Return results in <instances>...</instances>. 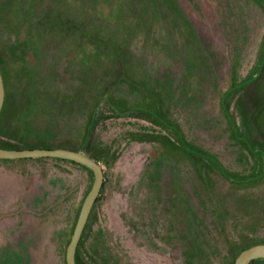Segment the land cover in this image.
<instances>
[{"label":"rangeland","instance_id":"374dc122","mask_svg":"<svg viewBox=\"0 0 264 264\" xmlns=\"http://www.w3.org/2000/svg\"><path fill=\"white\" fill-rule=\"evenodd\" d=\"M159 1L0 0V141L80 149L103 167L86 264H232L264 243V0H205L194 18ZM150 112L245 180L189 156ZM91 117L102 148L84 144ZM6 165L55 180L54 210L32 218L59 264L92 175L51 159Z\"/></svg>","mask_w":264,"mask_h":264},{"label":"flooded vegetation","instance_id":"af4514ba","mask_svg":"<svg viewBox=\"0 0 264 264\" xmlns=\"http://www.w3.org/2000/svg\"><path fill=\"white\" fill-rule=\"evenodd\" d=\"M4 102H5V97H4ZM4 102H3V106H4ZM3 106L0 112V116L3 110ZM0 144L3 143L0 141ZM0 147L2 146L0 145ZM18 147L15 148L17 149ZM25 148H56V147L53 146L52 147H43V146L20 147V149H25ZM62 148H66V147H62ZM69 149H73V148H69ZM53 158L55 157L0 158V264H55L54 250L50 251L49 247L42 246V242H43L42 230H46L48 228L46 226V222L40 220L39 218L37 220L32 218L33 213L38 215L49 212V209L54 210L55 205L53 203H48L49 202L48 195L49 192L51 191V187L54 185L53 182L55 180L49 179L47 181H43L38 178H34L31 180L30 183L26 178L21 177L15 171H13L12 167L10 166L7 167L6 165V163L10 161H17V160L24 161V160L51 159V160L67 162L76 166H80L83 169H85L86 172H89L86 169L87 168L86 166L77 163L75 161L68 159L60 160L62 158L59 159H53ZM83 166L86 168H84ZM92 177H93V173H92ZM33 186L37 188V189L34 188L35 194H33L32 191H30L31 187ZM86 192L85 194H87ZM85 196H83L82 199H84ZM95 203L96 200L94 202V205ZM78 210H80L79 207L78 209H76L74 213V220L70 225L71 229L69 232L68 239L66 240L64 245L61 244L59 246L58 249V253L60 252V255L58 256L59 264H67L66 247L69 243V240L71 238L76 223ZM88 219L79 239V241L82 239L81 244L83 243L84 233L87 229ZM48 243L49 242L47 241L46 245H48ZM63 246H64V250H63ZM79 251L81 254V246H79ZM75 254H76V250H75ZM75 254H74V258H75ZM75 262L76 264H78L76 258H75ZM259 263H264V260L262 261V260L253 259L250 262H248V264H259Z\"/></svg>","mask_w":264,"mask_h":264},{"label":"water","instance_id":"95a60500","mask_svg":"<svg viewBox=\"0 0 264 264\" xmlns=\"http://www.w3.org/2000/svg\"><path fill=\"white\" fill-rule=\"evenodd\" d=\"M5 97L4 79L0 72V112ZM37 157H55L75 161L89 168L93 173V182L82 201L76 223L66 247L67 264H76L74 254L80 239L81 233L87 222L91 209L98 197L104 182V171L102 165L86 155L82 151L69 148H25V149H7L0 147V158H37ZM264 258V243H255L241 250L234 259V264H248L253 259Z\"/></svg>","mask_w":264,"mask_h":264},{"label":"trees","instance_id":"16d2710c","mask_svg":"<svg viewBox=\"0 0 264 264\" xmlns=\"http://www.w3.org/2000/svg\"><path fill=\"white\" fill-rule=\"evenodd\" d=\"M2 74V73H1ZM3 76V75H2ZM6 100V99H5ZM151 116L155 119V122H153L152 124H155L157 125L158 127H162V128H168V129H171L172 132H174V135H175V140L177 142V144H179L183 149L185 148V150H187L188 152H186L189 156L190 155H194V156H197V157H200V158H203L205 160H207L209 163L213 164L217 169L218 171L226 178L232 180V181H242V180H245L243 178H235L234 176H232L229 172L225 171L222 167V165L220 164V162L215 158L213 157L211 154L209 153H206L205 151H203L202 149L192 145L191 143L185 141V139L182 137V134L179 130L178 127L172 125L170 122L166 121L165 119L161 118L158 114L154 113V112H150ZM229 120H230V123H231V126H232V129H233V133L235 135V137H238V138H241V136H239V132H238V128H237V125L233 119V117H231V115H229ZM93 123V117H91L90 119V122L88 123L87 125V128H86V132H85V135H84V138H83V141H84V144L87 143L88 141H91L93 139V144L94 145H99L101 148H102V145H103V142L100 141V142H97V143H94L96 140L93 138V136L91 135V130H90V126L91 124ZM95 134V132L93 133ZM2 147L4 148H8V149H16L15 147H11V146H7V145H4V144H0ZM43 147H52V146H43ZM107 147V146H106ZM249 147V146H248ZM17 149H20V147H18ZM75 150H80V149H76V148H73ZM107 149V148H105ZM83 151V150H81ZM85 154H87L88 156L92 157L93 159H95L96 161L99 162V160L97 158H94L92 155H90L88 152H85L83 151ZM53 159H59V158H53ZM60 160H63V159H60ZM84 167V166H83ZM86 168V167H84ZM90 174L92 175V172L91 170H89L88 168H86ZM91 179L93 180V177H91ZM105 182V181H104ZM104 182H103V185H102V188L100 190V193L98 195V197L100 196V194L102 193L103 191V187H104ZM91 186V184H90ZM89 186V188H90ZM88 188V190H89ZM87 190V192H88ZM86 192V193H87ZM86 195V194H85ZM84 195V196H85ZM97 197V199H98ZM96 199V200H97ZM83 200V199H82ZM82 203V201H81ZM81 203L79 205V209H80V206H81ZM79 212V210H78ZM78 212H77V215H78ZM82 240V239H81ZM81 240L79 241V244H78V247L76 249V254H75V258H76V261L78 264H86L84 262V259L82 258L81 254H80V251H79V246H81ZM248 247V246H247ZM246 248V247H245ZM244 249V248H243ZM242 249V250H243ZM241 251V250H240ZM254 260H264V259H260V258H257V259H254ZM234 264V263H232Z\"/></svg>","mask_w":264,"mask_h":264},{"label":"crops","instance_id":"0c3cea01","mask_svg":"<svg viewBox=\"0 0 264 264\" xmlns=\"http://www.w3.org/2000/svg\"><path fill=\"white\" fill-rule=\"evenodd\" d=\"M164 2V3H163ZM171 2L172 4H174L175 7V11L179 12L180 14H182V10L183 9V5L186 7V10H184L186 12V14H189L190 16H193V11H198L200 9V11H202V13H204V17H207V11L208 8L206 7V1L205 0H160L159 1V5H163L165 4L167 6V3ZM164 5V6H165ZM165 10V9H163ZM160 19H163V17H160Z\"/></svg>","mask_w":264,"mask_h":264}]
</instances>
